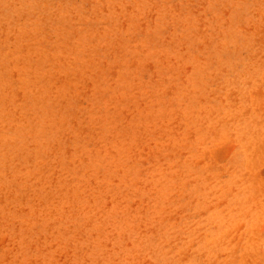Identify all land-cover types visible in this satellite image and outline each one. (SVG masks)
<instances>
[{
    "label": "rangeland",
    "instance_id": "obj_1",
    "mask_svg": "<svg viewBox=\"0 0 264 264\" xmlns=\"http://www.w3.org/2000/svg\"><path fill=\"white\" fill-rule=\"evenodd\" d=\"M0 264H264V0H0Z\"/></svg>",
    "mask_w": 264,
    "mask_h": 264
}]
</instances>
